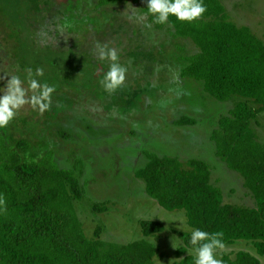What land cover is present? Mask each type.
Returning <instances> with one entry per match:
<instances>
[{
    "label": "rangeland",
    "instance_id": "obj_1",
    "mask_svg": "<svg viewBox=\"0 0 264 264\" xmlns=\"http://www.w3.org/2000/svg\"><path fill=\"white\" fill-rule=\"evenodd\" d=\"M82 1L90 4L89 0ZM221 1L235 24L249 26L264 41V0ZM40 3H44L47 15L49 10L61 9L65 17L61 21L66 26L85 22V26L99 27L96 15L86 10H77V17H71L76 9L69 8L68 0H0L1 20L16 31L24 26L22 19L27 9ZM108 8L118 11L114 26L113 20L106 18L113 26L108 28L109 37L75 34L56 42V49L52 47L55 51L38 39L30 46V33L23 37L25 30L21 28L20 38L13 40L20 50L14 52L4 45V32L0 31V87L6 86L10 76L17 75L27 89L29 69L33 76L37 68L43 69V76L35 78L55 87L51 107L40 113L30 104L24 105L15 116L16 136L27 138L37 147L50 146L58 165L75 171L84 189L83 200L76 201L75 206L88 238H94L98 228L100 239L107 243L126 244L146 238L158 249L153 264H174L179 260L176 250L184 244L182 234L193 228L184 210H167L150 197L144 180L135 172L148 161L145 151L184 161L205 160L211 164L213 183L222 188L226 202L254 205L243 176L217 157L210 139L220 115L234 107L240 101L236 97L241 96L219 101L206 95L200 83L182 79L175 62L196 52V46L188 39L175 37L169 27L158 26L142 12L141 5L126 1ZM46 19L49 31L50 19ZM137 42L141 46L137 47ZM98 44L115 48L120 65L127 68L124 83L114 92L105 91L100 84L110 62L98 58ZM71 50L84 53V57H76ZM163 60L169 63L167 69L161 64ZM8 62L13 63L10 70ZM32 94L30 90L27 93L28 97ZM182 116L196 120L195 124H176ZM252 127L264 142V111ZM102 202L105 210H96L95 203ZM142 220L158 221L164 231L145 237ZM241 250L254 254L264 264V256L249 240L225 245L217 250L216 257L229 254L234 258ZM189 252L195 255L193 249Z\"/></svg>",
    "mask_w": 264,
    "mask_h": 264
},
{
    "label": "trees",
    "instance_id": "obj_2",
    "mask_svg": "<svg viewBox=\"0 0 264 264\" xmlns=\"http://www.w3.org/2000/svg\"><path fill=\"white\" fill-rule=\"evenodd\" d=\"M89 1L91 9L82 0H68L69 8L76 9L70 16L75 18L77 10H86L96 15L99 27L85 26V22L66 26L61 21V9L49 10L47 15L44 3H40L30 6L23 16V37L30 33V46L38 39L56 49V42L75 34L109 37L108 28L114 26L118 11L107 6L132 1L148 14L147 0ZM204 4L206 12L195 21H179L170 15L167 24L157 25L169 27L175 37L188 39L197 48L175 62L182 79L200 83L206 95L219 101L242 97H236L240 101L221 113L210 139L217 157L243 176L255 204L226 202L222 188L213 183L211 164L197 158L184 161L145 151L148 161L135 175L144 180L146 193L159 205L167 210H184L193 229L222 232L224 245L249 240L264 256V142L252 127L264 111V41L249 26L235 24L221 0H204ZM2 10L0 6L4 45L16 52L20 48L13 40L20 38L22 29L8 27L1 20ZM46 16L50 19L49 31L45 28ZM106 18L113 20V26ZM150 18L154 20L152 15ZM135 44L141 46L140 42ZM71 53L84 57L75 50ZM8 63L10 70L13 63ZM161 64L167 69L169 63L163 60ZM14 121L0 128V264H153L158 249L146 238L126 244L107 243L100 239V228L92 239L85 235L75 206L76 201L83 200L84 189L75 171L61 168L50 146L37 147L27 138L16 136ZM195 121L182 116L175 122L188 125ZM103 204L95 203V209L104 211ZM141 227L145 237L164 231V225L155 220H142ZM190 234H182L184 244L176 250L179 260L174 264H194L195 255L189 252L193 249ZM221 260L223 264H261L257 256L245 250L234 258L224 254Z\"/></svg>",
    "mask_w": 264,
    "mask_h": 264
},
{
    "label": "clouds",
    "instance_id": "obj_3",
    "mask_svg": "<svg viewBox=\"0 0 264 264\" xmlns=\"http://www.w3.org/2000/svg\"><path fill=\"white\" fill-rule=\"evenodd\" d=\"M206 10L204 0H147V13L153 16L156 24H167L170 15L179 21L192 22L199 19ZM97 50L101 61L110 62L100 84L105 91L114 92L124 83L127 68L120 65L115 48L98 44ZM43 74V69L37 68L33 76L29 69L27 89L17 75L10 76L6 86L0 87V93H3L0 95V128L6 127L26 104L37 108L40 113L49 110L55 87L35 78ZM29 90L33 93L31 97L27 95ZM222 237V232L210 233L200 228L193 229L189 244L195 252L194 264H223L216 257L217 250L225 247Z\"/></svg>",
    "mask_w": 264,
    "mask_h": 264
}]
</instances>
